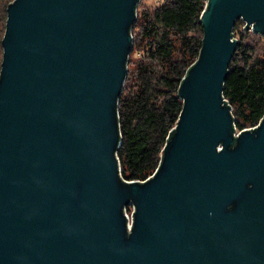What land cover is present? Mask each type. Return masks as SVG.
Here are the masks:
<instances>
[{
    "label": "water",
    "instance_id": "1",
    "mask_svg": "<svg viewBox=\"0 0 264 264\" xmlns=\"http://www.w3.org/2000/svg\"><path fill=\"white\" fill-rule=\"evenodd\" d=\"M140 1L10 3L0 264H264V116L236 136L223 94L236 20L264 34V0H207L184 108L160 167L142 181L123 176L118 155Z\"/></svg>",
    "mask_w": 264,
    "mask_h": 264
},
{
    "label": "trees",
    "instance_id": "2",
    "mask_svg": "<svg viewBox=\"0 0 264 264\" xmlns=\"http://www.w3.org/2000/svg\"><path fill=\"white\" fill-rule=\"evenodd\" d=\"M0 0V77L8 8ZM142 1V0H141ZM138 4L128 72L119 100L121 139L118 155L122 174L146 180L158 169L184 108L180 87L198 59L204 28L201 14L207 0H165L154 9ZM245 20L233 28L246 33ZM249 31L254 32L249 28ZM263 34V33H258ZM224 98L234 109L240 129L264 116V53L257 45L239 42L224 82ZM125 181V180H124Z\"/></svg>",
    "mask_w": 264,
    "mask_h": 264
},
{
    "label": "rangeland",
    "instance_id": "3",
    "mask_svg": "<svg viewBox=\"0 0 264 264\" xmlns=\"http://www.w3.org/2000/svg\"><path fill=\"white\" fill-rule=\"evenodd\" d=\"M164 1L165 0H142L141 4L144 7L154 9L158 5L162 4ZM245 31H246L245 35L241 36V33L239 32V27L238 29H236V37L239 39V42L242 41L246 44L257 45V52L263 54L264 53V34L261 35L256 32L249 31V29H246ZM233 112H234V109H233ZM250 127L252 126H248L247 128H250Z\"/></svg>",
    "mask_w": 264,
    "mask_h": 264
},
{
    "label": "built area",
    "instance_id": "4",
    "mask_svg": "<svg viewBox=\"0 0 264 264\" xmlns=\"http://www.w3.org/2000/svg\"><path fill=\"white\" fill-rule=\"evenodd\" d=\"M250 29H252L251 27H250ZM259 123H257L256 125H254V126H252V127H255V126H257ZM252 127H250V128H252ZM243 129H240V128H238L237 126H236V131H235V135L236 136H238L239 135V133H241V131H242ZM155 173V172H154ZM153 175V174H152ZM148 179V178H147ZM134 210H135V205L133 204V203H131V204H129V205H127L126 207H125V213H126V215H127V217H128V229H131L132 228V225H133V220H134V215H133V213H134Z\"/></svg>",
    "mask_w": 264,
    "mask_h": 264
}]
</instances>
